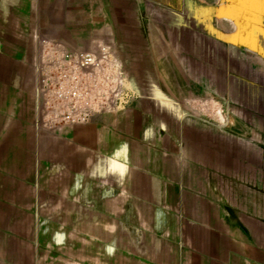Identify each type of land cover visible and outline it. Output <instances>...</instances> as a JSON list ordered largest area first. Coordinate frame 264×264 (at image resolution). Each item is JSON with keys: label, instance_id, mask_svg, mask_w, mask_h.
<instances>
[{"label": "crops", "instance_id": "1", "mask_svg": "<svg viewBox=\"0 0 264 264\" xmlns=\"http://www.w3.org/2000/svg\"><path fill=\"white\" fill-rule=\"evenodd\" d=\"M38 34L118 108L47 126ZM0 264H264V0H0Z\"/></svg>", "mask_w": 264, "mask_h": 264}, {"label": "built area", "instance_id": "2", "mask_svg": "<svg viewBox=\"0 0 264 264\" xmlns=\"http://www.w3.org/2000/svg\"><path fill=\"white\" fill-rule=\"evenodd\" d=\"M36 39L39 105L47 126L90 124L118 108L124 76L112 46L79 50L60 38Z\"/></svg>", "mask_w": 264, "mask_h": 264}]
</instances>
